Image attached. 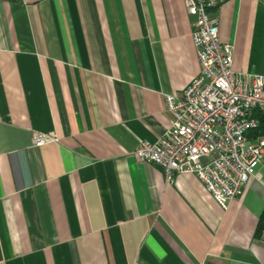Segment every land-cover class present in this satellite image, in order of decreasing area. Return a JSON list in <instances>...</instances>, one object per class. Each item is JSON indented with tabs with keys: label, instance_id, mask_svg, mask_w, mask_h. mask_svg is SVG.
I'll use <instances>...</instances> for the list:
<instances>
[{
	"label": "crops",
	"instance_id": "obj_1",
	"mask_svg": "<svg viewBox=\"0 0 264 264\" xmlns=\"http://www.w3.org/2000/svg\"><path fill=\"white\" fill-rule=\"evenodd\" d=\"M214 16L232 71L264 76V0ZM192 21L181 0H0V264H264V157L222 209L132 155L198 73Z\"/></svg>",
	"mask_w": 264,
	"mask_h": 264
},
{
	"label": "built area",
	"instance_id": "obj_2",
	"mask_svg": "<svg viewBox=\"0 0 264 264\" xmlns=\"http://www.w3.org/2000/svg\"><path fill=\"white\" fill-rule=\"evenodd\" d=\"M181 1L193 19L198 73L180 96L164 95L169 126L154 142H139L132 155L159 168L166 180L193 175L225 209L248 180L261 179L255 169L264 157V138L250 143L246 134L258 127L255 113H264V76L232 71V47L219 41L214 16L224 0ZM55 141L48 134L31 137L34 147Z\"/></svg>",
	"mask_w": 264,
	"mask_h": 264
},
{
	"label": "trees",
	"instance_id": "obj_3",
	"mask_svg": "<svg viewBox=\"0 0 264 264\" xmlns=\"http://www.w3.org/2000/svg\"><path fill=\"white\" fill-rule=\"evenodd\" d=\"M256 119L258 120V127L255 130L250 131V134L252 136H264V113H258L254 115ZM264 232V209L261 212V215L259 217V220L257 222V226L255 229V236H258L259 234Z\"/></svg>",
	"mask_w": 264,
	"mask_h": 264
},
{
	"label": "rangeland",
	"instance_id": "obj_4",
	"mask_svg": "<svg viewBox=\"0 0 264 264\" xmlns=\"http://www.w3.org/2000/svg\"><path fill=\"white\" fill-rule=\"evenodd\" d=\"M257 170H260L261 171V174H264V169L263 168H259Z\"/></svg>",
	"mask_w": 264,
	"mask_h": 264
}]
</instances>
